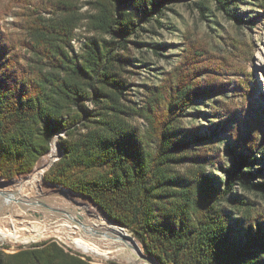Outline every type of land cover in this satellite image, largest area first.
<instances>
[{"label":"trees","instance_id":"trees-1","mask_svg":"<svg viewBox=\"0 0 264 264\" xmlns=\"http://www.w3.org/2000/svg\"><path fill=\"white\" fill-rule=\"evenodd\" d=\"M166 1L183 0H95L90 30L97 37L83 45L78 58L65 57L45 41L34 50V68H17L11 56L0 54V178L29 173L56 133L69 138L85 131L78 141L60 139L63 154L44 174L46 182L91 198L159 264H264V210L253 209L255 199L264 201V182L253 174L257 162L264 163V131L245 120L244 133H233L236 111L213 105L227 84L215 77L222 71L216 48L189 43L159 86L147 88L142 106L126 97L127 44L143 25L162 28ZM210 1L244 27L230 15L229 0ZM250 1L264 18V0ZM244 77L234 82L236 96L250 104L254 86L251 75ZM199 101L223 118L214 131L221 127L232 134L240 148L225 149L232 164L224 170L222 188L203 171L209 151L190 150L197 137L181 136L182 119ZM131 115L143 119L142 132L128 122ZM184 160L197 168L176 190L181 178L173 168ZM237 189L248 199L238 198ZM223 206L240 224L230 222ZM0 264L91 263L49 241L12 254L0 249Z\"/></svg>","mask_w":264,"mask_h":264},{"label":"rangeland","instance_id":"rangeland-1","mask_svg":"<svg viewBox=\"0 0 264 264\" xmlns=\"http://www.w3.org/2000/svg\"><path fill=\"white\" fill-rule=\"evenodd\" d=\"M94 2L95 0H0V54L4 52L3 58L11 56L17 63V68H34L38 63L34 50L45 41L53 47H59L69 59L80 57L83 45L91 37H97L90 30L91 16L96 14ZM229 3L230 15L241 19L244 27H237L230 22V17L217 11L210 0H183L176 3L166 1L167 9L160 19L162 28L156 23L143 25L139 37L131 38L127 44L125 55L128 64L122 76L131 91L126 97L139 104L138 107L142 106L147 88L159 86L165 73L178 65L182 52L188 48L189 43H204L216 48L214 56L222 71L215 73V77L222 76L227 83L226 91L213 99V105L225 104L236 111L235 122L231 124L233 133H244L245 120L264 131V66L260 61V58L264 59V18L254 8L253 1L229 0ZM57 32H61V36ZM243 74L247 77L251 75L250 80L254 86L250 104L242 103L240 97L236 96L238 93L234 82L236 78L244 79ZM206 104V101H199L188 111L181 122V136H186L189 141L194 136L197 137L199 142L191 144L190 150L201 148L209 151L210 161L203 165V171L214 177L215 184L222 188L224 170L232 164V157L225 153V149L231 148L239 152L240 148L232 134L221 127L214 131L213 127L223 122V118L212 115V110ZM127 119L139 132L145 129L141 117L131 115ZM84 134L85 131H82L68 138L60 132L56 142L65 139L71 143L78 141ZM49 150L56 151L54 141L51 146L49 144ZM49 154L39 162L48 160ZM52 166L43 173V177ZM196 168L195 162L190 160H184L173 168L174 173L181 178L176 190L190 182L189 178ZM253 174L258 182H264V163L258 161ZM236 194L240 199L247 200L249 197L239 189ZM255 201L253 209L264 210V201ZM85 202L93 212H99L95 206ZM222 209L231 223L237 220L236 223L240 224L228 206H223ZM253 211L255 212L251 209L250 212ZM126 231L131 235L127 229ZM49 241H55L66 251L89 259L91 264H148L125 254L95 257L94 254L82 253L55 237L27 244L0 240V249L6 254H12L31 245Z\"/></svg>","mask_w":264,"mask_h":264},{"label":"water","instance_id":"water-1","mask_svg":"<svg viewBox=\"0 0 264 264\" xmlns=\"http://www.w3.org/2000/svg\"><path fill=\"white\" fill-rule=\"evenodd\" d=\"M58 135L50 142L51 146L54 141L56 151L49 150L41 156L29 173L8 181L0 178V232L9 236L4 240L21 244L25 238L34 237L36 239L30 242H36L55 237L72 246L73 241H79L100 253L109 252L110 255L123 250L122 254L132 258L148 264H159L144 253L143 247L127 234L124 226L110 219L91 198L43 179V173L63 154L56 142ZM47 154L48 160L39 162ZM85 201L99 212H93ZM99 216L118 229L102 225Z\"/></svg>","mask_w":264,"mask_h":264},{"label":"bare ground","instance_id":"bare-ground-1","mask_svg":"<svg viewBox=\"0 0 264 264\" xmlns=\"http://www.w3.org/2000/svg\"><path fill=\"white\" fill-rule=\"evenodd\" d=\"M260 61H261V65L264 66V59H263V58H260ZM39 182H41V176H40V178H39ZM98 219L100 220V222H101L102 225H107L108 227L118 229L117 226H115V225L107 224V223H106V222H105L100 216L98 217ZM127 234L130 236L129 233H127ZM7 237H9V236H7V235H5V234H3V233L0 232V240L3 241V240L6 239ZM32 238H33V239L25 238V239H23L20 243H21V244H27V243H29L31 240H35V239H36V238H34V237H32ZM72 244H73L74 247H75L77 250H79L80 252H82V253H92V254H94L95 257H102V256H103V257H107L108 255H110L109 252H107V253H100L99 251L95 250L94 248H91V247H89V246H87V245H85V244H82V243L79 242V241H73ZM137 245H138V243H137ZM138 248L141 249L139 245H138ZM122 253H124L123 250H117L116 252H113V254H122Z\"/></svg>","mask_w":264,"mask_h":264}]
</instances>
